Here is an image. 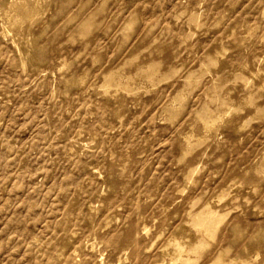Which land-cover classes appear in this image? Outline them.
Wrapping results in <instances>:
<instances>
[{
    "label": "rangeland",
    "instance_id": "374dc122",
    "mask_svg": "<svg viewBox=\"0 0 264 264\" xmlns=\"http://www.w3.org/2000/svg\"><path fill=\"white\" fill-rule=\"evenodd\" d=\"M0 264H264V0H0Z\"/></svg>",
    "mask_w": 264,
    "mask_h": 264
}]
</instances>
